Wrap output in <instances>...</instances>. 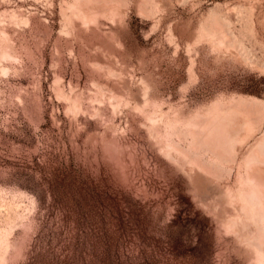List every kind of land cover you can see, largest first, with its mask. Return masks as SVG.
I'll return each instance as SVG.
<instances>
[{"label":"rangeland","instance_id":"1","mask_svg":"<svg viewBox=\"0 0 264 264\" xmlns=\"http://www.w3.org/2000/svg\"><path fill=\"white\" fill-rule=\"evenodd\" d=\"M263 135L264 0H0V264H260L231 195Z\"/></svg>","mask_w":264,"mask_h":264},{"label":"bare ground","instance_id":"2","mask_svg":"<svg viewBox=\"0 0 264 264\" xmlns=\"http://www.w3.org/2000/svg\"><path fill=\"white\" fill-rule=\"evenodd\" d=\"M194 126L199 127L198 137L203 146L210 149L218 159H234L238 148L256 131L250 127L249 118L242 111L233 109H217L210 119L202 123L194 122ZM192 162L197 164L196 161ZM243 164L245 171L240 175L237 193L231 195V198L242 205L244 217L240 215L239 219L254 226L256 234L264 237V135L243 158ZM254 249L260 264H264V240L255 244Z\"/></svg>","mask_w":264,"mask_h":264}]
</instances>
